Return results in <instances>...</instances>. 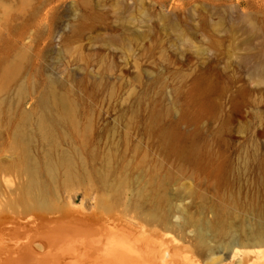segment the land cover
Instances as JSON below:
<instances>
[{
    "label": "rangeland",
    "instance_id": "obj_1",
    "mask_svg": "<svg viewBox=\"0 0 264 264\" xmlns=\"http://www.w3.org/2000/svg\"><path fill=\"white\" fill-rule=\"evenodd\" d=\"M25 155L264 211V0H0V168Z\"/></svg>",
    "mask_w": 264,
    "mask_h": 264
},
{
    "label": "bare ground",
    "instance_id": "obj_2",
    "mask_svg": "<svg viewBox=\"0 0 264 264\" xmlns=\"http://www.w3.org/2000/svg\"><path fill=\"white\" fill-rule=\"evenodd\" d=\"M139 178L114 182L71 157L0 168V264H264L258 204L241 217L230 199Z\"/></svg>",
    "mask_w": 264,
    "mask_h": 264
}]
</instances>
